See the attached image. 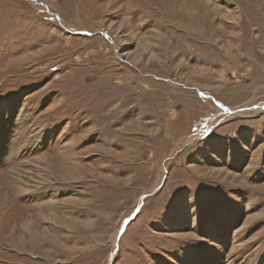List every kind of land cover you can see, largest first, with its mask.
<instances>
[{"label":"rangeland","instance_id":"1","mask_svg":"<svg viewBox=\"0 0 264 264\" xmlns=\"http://www.w3.org/2000/svg\"><path fill=\"white\" fill-rule=\"evenodd\" d=\"M0 264H264V0H0Z\"/></svg>","mask_w":264,"mask_h":264},{"label":"bare ground","instance_id":"2","mask_svg":"<svg viewBox=\"0 0 264 264\" xmlns=\"http://www.w3.org/2000/svg\"><path fill=\"white\" fill-rule=\"evenodd\" d=\"M119 235H120V230L117 232V234L115 235V242H116V240H117V238L119 237Z\"/></svg>","mask_w":264,"mask_h":264}]
</instances>
